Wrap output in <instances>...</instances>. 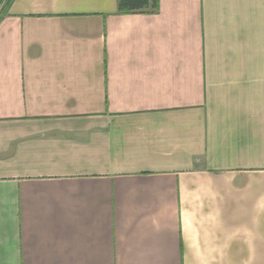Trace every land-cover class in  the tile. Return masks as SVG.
Instances as JSON below:
<instances>
[{"label":"crops","instance_id":"crops-1","mask_svg":"<svg viewBox=\"0 0 264 264\" xmlns=\"http://www.w3.org/2000/svg\"><path fill=\"white\" fill-rule=\"evenodd\" d=\"M0 264H264V0H13Z\"/></svg>","mask_w":264,"mask_h":264},{"label":"trees","instance_id":"trees-1","mask_svg":"<svg viewBox=\"0 0 264 264\" xmlns=\"http://www.w3.org/2000/svg\"><path fill=\"white\" fill-rule=\"evenodd\" d=\"M10 0L7 7L12 3ZM120 14H147L156 13L159 0H117Z\"/></svg>","mask_w":264,"mask_h":264},{"label":"rangeland","instance_id":"rangeland-1","mask_svg":"<svg viewBox=\"0 0 264 264\" xmlns=\"http://www.w3.org/2000/svg\"><path fill=\"white\" fill-rule=\"evenodd\" d=\"M10 0H0V16L4 12V10L7 8V5Z\"/></svg>","mask_w":264,"mask_h":264}]
</instances>
